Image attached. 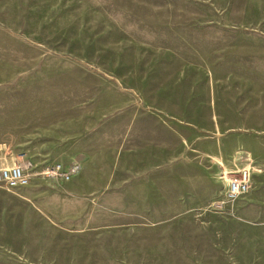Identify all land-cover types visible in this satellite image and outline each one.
Segmentation results:
<instances>
[{
    "label": "rangeland",
    "instance_id": "rangeland-1",
    "mask_svg": "<svg viewBox=\"0 0 264 264\" xmlns=\"http://www.w3.org/2000/svg\"><path fill=\"white\" fill-rule=\"evenodd\" d=\"M20 140L81 176L0 187V264H264L222 180L261 171L264 0H0V153Z\"/></svg>",
    "mask_w": 264,
    "mask_h": 264
},
{
    "label": "crops",
    "instance_id": "crops-1",
    "mask_svg": "<svg viewBox=\"0 0 264 264\" xmlns=\"http://www.w3.org/2000/svg\"><path fill=\"white\" fill-rule=\"evenodd\" d=\"M61 136H66V137L69 138V136L66 135V134H63V135L54 134L52 136V138H53L52 140L54 141V143L55 142H58V145L59 146H57V148L54 147L53 148L54 150L51 153L54 156H58L60 158L66 156V154L64 153V150H65V148H68V146H69V144H66L65 146L63 145L65 142L63 143V140H62V137ZM22 141L23 140H20V142H19L20 144L18 145L22 149H20L17 152L12 147H10V148H6L5 147V149L7 150V152L0 153V166L13 165V164L16 163L15 159H17V158L20 159V157H22L21 159H23L24 157L25 158H28L29 155H27V154L29 153V151L25 148L26 147L25 145H27V142L25 144H22L23 143ZM80 147L81 148L83 147L84 149H86V152H88V155H89V153L91 151L90 150L91 144H86V145L80 146ZM23 148H25V149H23ZM21 152H23L24 154H21ZM47 152H49V150L43 149V152L42 153L43 154L45 153L44 154L45 156L50 155V153H47ZM17 153H20V155H18ZM60 153H62V154H60ZM250 158H251V156H250ZM254 159L255 160L256 159L259 160V166L261 168V171H259V173H255V175H253V187H252V190L248 194H246L247 195L246 197H244L243 199H241L239 201L238 208L236 209V203H237V200L240 199V198H238L236 201H234L233 203H231V219H232V217L233 218H236V219H241L240 216H238V218L236 217V210H237L238 212H243L244 214H248L251 218H253V216L256 217V218H260L263 221V224H264V142L261 144V153H260L259 158H254ZM87 160H88V156L87 157H83V160H81V162H83V169H82V171H84V166H86L85 164L89 161V160L88 161ZM34 162L36 163V161H34ZM256 163H257V161H256ZM40 164H43V163H39V165ZM197 169L198 168H196V170ZM201 173L205 174V172L203 170H199V173H197L199 175L198 176V178H199L198 181L200 183H203L204 180H205V177H203V175ZM80 176L81 175H79L78 177L76 176L75 178L78 179ZM75 178H73L69 182H65V181L55 180L54 179L51 182L52 184H55V183L56 184L61 183V184H59L60 186H57V187L55 186V187H52V188L53 189H56V190H58L59 188L66 190V187H65V186H67L66 184L72 182L73 180L75 181L76 180ZM31 185H32V183L30 184V186ZM29 187H27V188H29ZM27 188H24V189H27ZM24 189H22V190H24ZM39 196H40V193H39L38 196L32 198L31 202H29L28 204H25L24 205V209L25 210H24L23 213H19L21 215V217H20L21 223L24 222V224H22V226H20V228H22V229H21V233H20L19 237H21L24 234V232L27 230V227H26L27 226L26 225L27 222L33 221L34 223L31 226H34L35 229L37 227V222H36V219H35V216L37 214L33 215L31 213H28L27 208L32 209L34 212H36L35 207H37V204L35 203V201H36V198L39 197ZM71 229H73V228H71ZM34 231L35 230H33L32 232H34ZM31 252H32V254L30 255V258H32L33 260L36 259V257H37V254L36 253L37 252L36 253H33V251H31ZM21 254H23V253H21ZM28 256H29V254L26 253L25 254V257L23 255V256H21V258H19V260H22V261L24 260L27 263ZM21 264H22V262H21Z\"/></svg>",
    "mask_w": 264,
    "mask_h": 264
},
{
    "label": "built area",
    "instance_id": "built-area-1",
    "mask_svg": "<svg viewBox=\"0 0 264 264\" xmlns=\"http://www.w3.org/2000/svg\"><path fill=\"white\" fill-rule=\"evenodd\" d=\"M38 165L25 161L16 162L12 166H0V187L10 191H18L30 186L31 179L42 174L50 178L71 181L80 173V165L65 166L56 164L52 169L37 171ZM34 171V173H32ZM228 175H231L228 177ZM225 184L224 202H234L248 194L253 187V173L250 165L243 166L237 174H228L222 178Z\"/></svg>",
    "mask_w": 264,
    "mask_h": 264
}]
</instances>
